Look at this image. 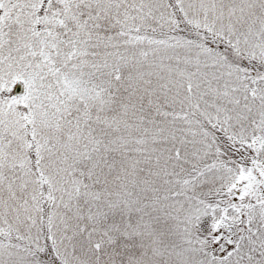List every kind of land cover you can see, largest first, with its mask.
I'll return each instance as SVG.
<instances>
[{
  "label": "snow or ice",
  "instance_id": "obj_1",
  "mask_svg": "<svg viewBox=\"0 0 264 264\" xmlns=\"http://www.w3.org/2000/svg\"><path fill=\"white\" fill-rule=\"evenodd\" d=\"M0 264H264V0H0Z\"/></svg>",
  "mask_w": 264,
  "mask_h": 264
}]
</instances>
